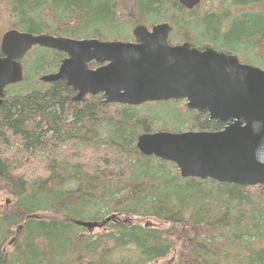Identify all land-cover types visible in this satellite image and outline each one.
<instances>
[{
    "label": "trees",
    "instance_id": "16d2710c",
    "mask_svg": "<svg viewBox=\"0 0 264 264\" xmlns=\"http://www.w3.org/2000/svg\"><path fill=\"white\" fill-rule=\"evenodd\" d=\"M217 1L204 11L177 0L0 4L11 28L24 32L131 41L132 27L168 22L170 44L212 46L264 66V0ZM130 4L135 16L125 21ZM65 57L34 46L21 60L24 80L5 90L0 194L13 202L0 211V264H152L170 255L168 264H264V184L185 178L174 162L136 145L143 132L217 131L224 123L184 99L129 106L98 93L75 101L66 82L40 80ZM114 214L99 233L76 224Z\"/></svg>",
    "mask_w": 264,
    "mask_h": 264
},
{
    "label": "water",
    "instance_id": "95a60500",
    "mask_svg": "<svg viewBox=\"0 0 264 264\" xmlns=\"http://www.w3.org/2000/svg\"><path fill=\"white\" fill-rule=\"evenodd\" d=\"M177 1L192 10L202 0ZM171 31L168 22L138 24L135 40L124 41L8 29L0 42V106L6 87L24 80L21 60L28 51L34 46L55 49L66 57L56 72L40 80L66 82L76 92L75 101L98 93L106 103L129 106L184 99L187 108L227 123L217 131L143 132L136 142L142 154L174 162L185 178L264 184V69L212 46L170 44ZM91 62L98 65L91 67ZM116 216L76 224L92 230Z\"/></svg>",
    "mask_w": 264,
    "mask_h": 264
},
{
    "label": "rangeland",
    "instance_id": "374dc122",
    "mask_svg": "<svg viewBox=\"0 0 264 264\" xmlns=\"http://www.w3.org/2000/svg\"><path fill=\"white\" fill-rule=\"evenodd\" d=\"M218 5L220 4L219 1L217 0H204L203 4H201V10H206V9H212L213 5ZM219 6V5H218ZM259 9L264 8V4H260ZM123 10L121 12V17L125 20V21H131L133 20L134 16H135V8L134 6H132V4L126 6H123ZM258 9V8H256ZM11 21H13V19L11 18V15L7 12V10L5 9L3 4H0V40L1 37L3 35V33L8 30L9 28H11ZM135 27V26H134ZM131 29V33H133V28ZM130 32V31H129ZM133 40V39H132ZM261 67L264 68V66L260 65ZM186 102V100H185ZM145 104V103H144ZM143 105V104H142ZM1 188V187H0ZM12 196L11 195H6L4 193L0 194V211L4 210V205H9L13 202L12 200ZM40 216L46 217V218H55L56 215L52 214V213H40ZM148 219H145L144 222H146ZM101 228V227H99ZM100 231H98V228H95L94 230H92V233H99ZM175 242L178 243V240L176 239ZM171 255L168 257V260H170ZM167 259H163L157 263H152V264H168Z\"/></svg>",
    "mask_w": 264,
    "mask_h": 264
},
{
    "label": "flooded vegetation",
    "instance_id": "af4514ba",
    "mask_svg": "<svg viewBox=\"0 0 264 264\" xmlns=\"http://www.w3.org/2000/svg\"><path fill=\"white\" fill-rule=\"evenodd\" d=\"M150 27H151V26H150ZM134 40H135V38H134L133 40H131V41H134ZM0 41H1V40H0ZM58 68H59V67H58ZM58 68H57V70H58ZM57 70H56V71H57ZM56 71H54V72H56ZM75 93H76V92H75ZM220 122H222V121H220ZM222 123H224V122H222ZM226 125H227V123H224V127H223V128H225ZM223 128H222V129H223ZM220 130H221V129H220Z\"/></svg>",
    "mask_w": 264,
    "mask_h": 264
},
{
    "label": "bare ground",
    "instance_id": "6f19581e",
    "mask_svg": "<svg viewBox=\"0 0 264 264\" xmlns=\"http://www.w3.org/2000/svg\"><path fill=\"white\" fill-rule=\"evenodd\" d=\"M11 29H13V28H11ZM24 32V31H23ZM49 34V33H48ZM22 63V62H21Z\"/></svg>",
    "mask_w": 264,
    "mask_h": 264
}]
</instances>
